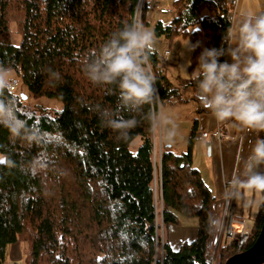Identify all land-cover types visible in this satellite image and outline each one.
<instances>
[{"label":"trees","instance_id":"trees-1","mask_svg":"<svg viewBox=\"0 0 264 264\" xmlns=\"http://www.w3.org/2000/svg\"><path fill=\"white\" fill-rule=\"evenodd\" d=\"M137 0H16L24 11L21 41L8 36L7 7L0 0V70L15 71L34 96L57 98L61 111L37 108L9 86L0 99H9L18 117L37 134L23 143L0 126V264L8 246L25 241L31 264H154L155 190L152 161L150 105L138 115V126L126 139L103 127L95 104L116 107L117 97L93 85L80 59L98 50L111 34L130 22ZM176 16L169 24L157 22L154 32L171 41L200 36L206 47H220L228 27L226 0H176ZM147 2L144 8L145 25ZM200 47L194 51L191 72ZM221 61L228 60L227 56ZM161 105L179 96L166 73L167 61L158 52L150 60ZM61 73L50 84L47 69ZM190 72V73H191ZM188 85L195 87L188 78ZM10 85V83H9ZM199 112H210L198 99ZM193 122L187 149L175 152L163 144L162 200L166 228L195 218L198 234L177 250L165 243L163 264H206L211 246L210 221L215 197L193 165V149L200 136ZM264 137L263 132H258ZM142 142L133 153L130 144ZM264 222V207L257 211L247 244L218 242V264L253 245Z\"/></svg>","mask_w":264,"mask_h":264},{"label":"clouds","instance_id":"clouds-1","mask_svg":"<svg viewBox=\"0 0 264 264\" xmlns=\"http://www.w3.org/2000/svg\"><path fill=\"white\" fill-rule=\"evenodd\" d=\"M189 52L200 42L183 44ZM155 33L133 18L113 32L98 50L84 54L82 71L93 85L102 87L117 97L116 107L95 104L93 111L103 127L126 139L138 126V115L144 105L158 96L154 87L156 76L148 67L153 55L158 54ZM171 52L167 54L170 57ZM229 60L221 61V57ZM191 64L183 65L184 70ZM50 84H58L61 73L46 70ZM187 72V71H186ZM201 105L220 122H234L239 127L264 132V11H242L222 37L220 47H204L197 57V67L190 73ZM9 80L0 70V91L6 90ZM153 128L162 131L171 121L159 113H150ZM0 126L8 129L10 137L23 143L35 142L37 134L17 116L9 99H0ZM174 129V125H173ZM174 130L167 132L170 141ZM259 194L249 201L257 210L264 207V137L255 140L241 170L227 184L224 199L241 200L244 192ZM221 220L213 216L209 228L218 230Z\"/></svg>","mask_w":264,"mask_h":264},{"label":"crops","instance_id":"crops-1","mask_svg":"<svg viewBox=\"0 0 264 264\" xmlns=\"http://www.w3.org/2000/svg\"><path fill=\"white\" fill-rule=\"evenodd\" d=\"M246 10L257 12L264 11V0H239L236 15ZM167 49L168 44L165 42L164 49L160 54L163 56ZM227 59L229 60V57H227ZM175 74L176 73H172L169 75L177 76ZM170 79L174 87L178 88L179 96L168 97L163 101L160 107V114L171 121L163 131L161 130V140L164 145L165 143L166 146L170 145L175 152L182 151L178 149V147L182 145L186 150L193 122L195 120L198 121L197 133L200 138H198L194 145L192 162L200 171L204 182L213 193L215 197L214 216H218L221 220V225L218 230L211 229L210 243L214 249V247H217L218 242H220V240L222 241L224 237V224L227 216L226 205L228 204V201L224 199V193L227 190L228 181L241 170L243 162L249 156L255 140L259 138V134L255 130L239 127L234 122H220L212 116L211 112H199L196 88L188 85L189 79H183L181 77L177 79L170 77ZM182 126L186 128V131H181L179 135L178 130ZM218 126L229 130L234 138L218 141L210 135L206 138L201 136L204 132H212ZM169 130H174L175 132V135L170 141L167 138V132ZM185 134L186 137L182 139L181 142L177 140L179 137L185 136ZM199 140H203V142H199ZM179 143L182 145H179ZM254 199L258 200L259 195H254L251 192L245 191L243 199L235 200V214L245 225L250 224L249 222L252 219L254 220L257 214L258 210L255 204H249V201ZM190 220L193 225H189L188 219V221L184 223L186 225H182V223L179 225L173 224L166 228V242L170 244L172 249L177 250L183 243L192 241L196 238L198 234L197 220H193V218H190ZM9 253L11 259L20 257V246L17 242L11 245Z\"/></svg>","mask_w":264,"mask_h":264},{"label":"rangeland","instance_id":"rangeland-1","mask_svg":"<svg viewBox=\"0 0 264 264\" xmlns=\"http://www.w3.org/2000/svg\"><path fill=\"white\" fill-rule=\"evenodd\" d=\"M12 3L7 7V19H8V36L11 40V42L15 45H18L21 41V25L24 20V11L16 4V0H11ZM176 0H147V8L145 10L146 12V23L145 27L151 29L154 32V27L157 22H162L163 25H167L170 23L172 18L174 17L173 14H161L159 13L156 6H165L167 8L174 9V3ZM199 28V26H191L188 28V32L190 35ZM155 33V32H154ZM184 36V35H177L175 36L171 41H169L165 36H156V39L158 41V49L159 53L163 51L165 42L168 44V49L171 50V57L167 58V66H166V73L168 74L169 78H189L190 72H191V66H192V58L194 55V51L189 52L187 48L183 45L187 42V40L192 42L191 36ZM200 42V52L204 47H206L207 39L204 36H200L199 40ZM191 61V64L186 68V71L184 70L183 65H185L188 61ZM197 67V64H195V68ZM176 73L177 76H170L169 74ZM187 74V75H186ZM5 78L9 80V83L11 84L13 81L17 82V93L21 95H25L27 98L25 99V102L33 105L37 108H44L50 111H61L64 107L63 103L58 100L57 98H51L47 96H34L28 89V87L22 82L20 76L15 71H6L5 72ZM181 131H186V128L182 126L178 130V134H181ZM164 137V135H163ZM186 137L182 136L179 137L177 140L182 141ZM184 141V140H183ZM203 140H199V142ZM141 138L136 137L132 143L130 144V149L133 153H135L139 146L141 145ZM166 142V141H165ZM164 142V143H165ZM184 143V142H183ZM166 145V143H165ZM179 145H182L179 143ZM183 146V145H182ZM179 146L178 149L185 151V148ZM181 152V151H179ZM203 155V154H200ZM205 156V155H203ZM259 195V194H258ZM255 213V212H254ZM193 220H196L193 218ZM188 221V218H181L182 225H186ZM250 224L246 225L248 228H251L253 225V219L249 222ZM197 224V223H196ZM189 225H193L191 220L189 219ZM222 245H225L228 240L224 236L222 238ZM17 244L20 246V257L19 258H10V246H8L5 259L3 261V264H31L30 261V252H29V246L25 241H19ZM215 248V247H214ZM217 248V247H216ZM215 248V249H216Z\"/></svg>","mask_w":264,"mask_h":264},{"label":"built area","instance_id":"built-area-1","mask_svg":"<svg viewBox=\"0 0 264 264\" xmlns=\"http://www.w3.org/2000/svg\"><path fill=\"white\" fill-rule=\"evenodd\" d=\"M147 0H137L136 6L134 10L133 18L138 19L143 23L144 17V8ZM227 6L229 8L227 13V18L233 20L236 15V10L238 6L239 0H226ZM159 13L161 14H173L176 16L177 11L172 8H167L165 6H156ZM144 24V23H143ZM170 53V50H165L163 54V58L167 60V54ZM148 67L151 69V65L149 63ZM152 71V69H151ZM154 87L157 90L158 96L154 99L153 103H151L152 113L160 114V97L157 88V84L155 82ZM17 88V82L13 81L9 85V89L11 91H15ZM212 136L218 141H222L224 139H233L234 137L230 134L229 130L218 126L212 132H204L201 134L202 137ZM162 157H163V142L161 140V129L152 127V161L154 166V190L156 193L155 196V219H154V229H155V241H154V264H163L165 258V231L166 226L163 219V200H162V192H161V184H162ZM235 199L228 202L226 205V222L224 224V236L229 242L236 241L239 247H243L247 244L250 236L251 229L248 228L244 223H242L235 214L234 210ZM206 264H218V258L216 254V249L214 248L210 252H208L205 256Z\"/></svg>","mask_w":264,"mask_h":264},{"label":"water","instance_id":"water-1","mask_svg":"<svg viewBox=\"0 0 264 264\" xmlns=\"http://www.w3.org/2000/svg\"><path fill=\"white\" fill-rule=\"evenodd\" d=\"M22 96L23 99L27 98L25 95ZM224 264H264V222L253 245L240 253L232 255Z\"/></svg>","mask_w":264,"mask_h":264}]
</instances>
